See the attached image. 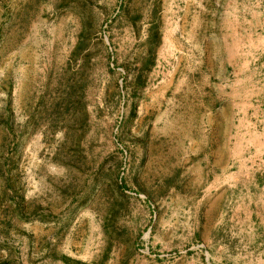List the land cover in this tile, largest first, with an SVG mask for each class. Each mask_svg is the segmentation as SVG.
I'll return each mask as SVG.
<instances>
[{
  "label": "rangeland",
  "instance_id": "374dc122",
  "mask_svg": "<svg viewBox=\"0 0 264 264\" xmlns=\"http://www.w3.org/2000/svg\"><path fill=\"white\" fill-rule=\"evenodd\" d=\"M241 57L261 85L209 124ZM263 84L264 0H0V264H264V204L187 156L264 122Z\"/></svg>",
  "mask_w": 264,
  "mask_h": 264
},
{
  "label": "crops",
  "instance_id": "0c3cea01",
  "mask_svg": "<svg viewBox=\"0 0 264 264\" xmlns=\"http://www.w3.org/2000/svg\"><path fill=\"white\" fill-rule=\"evenodd\" d=\"M231 66L234 69L232 84L236 87L230 89L232 93L228 97L232 99H224L214 110L210 104L204 102L202 105L209 124L213 114L220 115L222 121L219 123L226 124L224 114L227 111L232 114L240 111L242 97L248 95L244 89L247 82H257L258 87L261 85L257 80L259 60L241 57L235 59ZM255 108L257 111L264 109V104L255 105ZM234 134L229 137L224 133L220 137L188 138L187 156L195 162L193 167L197 171L210 172L212 182L207 187L210 199L217 196L220 204L225 201L231 209L243 208L252 223L253 216H258L259 203L264 204V122L245 124V130L237 127Z\"/></svg>",
  "mask_w": 264,
  "mask_h": 264
}]
</instances>
